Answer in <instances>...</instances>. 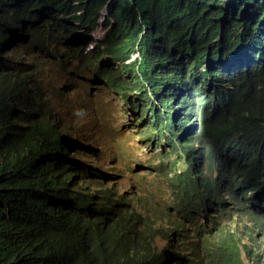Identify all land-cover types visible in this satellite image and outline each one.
Here are the masks:
<instances>
[{
    "label": "clouds",
    "instance_id": "9594fccd",
    "mask_svg": "<svg viewBox=\"0 0 264 264\" xmlns=\"http://www.w3.org/2000/svg\"><path fill=\"white\" fill-rule=\"evenodd\" d=\"M233 1L198 0L205 11L182 17L190 30L205 18L212 23L221 18L222 25L219 22L211 35V48L204 51L197 49L191 34L184 38L180 29L150 21L142 9L144 0H126L128 11L117 30L111 0H0V74L13 86L7 97L10 107L27 104L26 121L12 124L29 135L53 130L54 142L62 146L57 156L72 167L75 185L84 173L98 169L113 174L108 182L118 180L112 171L125 172L91 125L63 117L60 88L54 89L55 103L42 99L39 73L49 68L47 61L58 67L81 64L91 68L89 81L108 86L123 101L126 118L151 155L146 171L153 173L151 165L160 157L157 150L165 148L174 170L181 172L187 167V151L198 145L204 154L195 163L211 173V185L221 186L219 204L241 203L264 218V187L252 181L242 164L264 159V134L240 138L245 130L264 125V113L259 115L264 94L249 95L240 86L244 76L264 69V0ZM211 5L216 6L213 12ZM226 13L236 20L242 13L244 19L230 28L223 20ZM141 30H146V41L140 38ZM174 32L182 38L173 41ZM26 52L36 61L25 59ZM250 54L236 57L243 63L232 64L234 55ZM211 110L221 115L211 116ZM147 125L160 136L155 147L143 143L141 132ZM83 129L88 132L85 140L79 135H85ZM190 134L198 138L187 141ZM166 138L179 145L180 153L165 145ZM63 143L72 160L63 155ZM221 171L231 177H215Z\"/></svg>",
    "mask_w": 264,
    "mask_h": 264
},
{
    "label": "trees",
    "instance_id": "16d2710c",
    "mask_svg": "<svg viewBox=\"0 0 264 264\" xmlns=\"http://www.w3.org/2000/svg\"><path fill=\"white\" fill-rule=\"evenodd\" d=\"M144 1L142 9L150 21L180 29L184 38L191 34L199 50L211 48L216 25L205 18L190 30L182 19L186 12L193 16L205 11L198 1ZM111 3V16L118 22L113 30H117L128 9L126 0ZM173 35V41L182 38ZM242 81L247 94H264V69ZM12 88L0 74V264H264L263 216L241 203L219 204L221 186L211 185V173L195 163L204 154L202 147L187 151V167L181 172L174 170L165 148L157 150L160 157L150 171L165 182L169 198L166 208L151 216L137 209L140 198L135 193L120 191L115 182L107 181L113 175L109 170L88 171L75 185L72 167L57 156L62 146L54 142L53 130L29 135L12 124L24 123L27 109L25 102L10 107L7 97ZM210 115L219 116L221 111L211 110ZM258 134H264V125L245 130L240 138ZM141 135L147 147L160 142L150 125ZM197 138L190 134L187 141ZM165 145L180 153L171 138L165 139ZM64 147L63 143L66 155ZM242 164L252 181L264 187V159ZM215 177L231 174L221 171ZM70 186L74 188L69 190ZM233 217L252 224H242L247 231L239 232L236 229L243 226L234 224ZM155 236L166 240L160 251L152 246Z\"/></svg>",
    "mask_w": 264,
    "mask_h": 264
},
{
    "label": "rangeland",
    "instance_id": "374dc122",
    "mask_svg": "<svg viewBox=\"0 0 264 264\" xmlns=\"http://www.w3.org/2000/svg\"><path fill=\"white\" fill-rule=\"evenodd\" d=\"M24 58L36 61L30 52H26ZM47 64L49 68L39 73L42 97L55 103L54 89L60 88L63 117L66 120L80 118L82 122L89 123L125 172L121 174L116 169L112 171L120 176L115 181L116 187L120 191H131L140 198L136 200L139 211L151 216L158 214L161 208L166 207L169 193L166 192V184L160 176L146 171L150 164V152L141 145L139 135L126 118L121 98L108 86L89 81L86 75L90 74L91 68H83L78 63L73 68L69 65L58 67L48 61ZM26 72V78L29 79L30 71ZM155 220L159 223L158 219ZM232 222L237 226L252 224L246 218L233 217ZM245 226L236 230L246 232ZM165 241L161 236H155L152 246L156 251H160Z\"/></svg>",
    "mask_w": 264,
    "mask_h": 264
},
{
    "label": "bare ground",
    "instance_id": "6f19581e",
    "mask_svg": "<svg viewBox=\"0 0 264 264\" xmlns=\"http://www.w3.org/2000/svg\"><path fill=\"white\" fill-rule=\"evenodd\" d=\"M131 1V0H130ZM133 1V0H132ZM198 1V0H197ZM155 6V5H154ZM203 6H204V4H202L201 5V7L203 8ZM206 7V6H205ZM238 7H236V9H237ZM232 9H235V7H226L225 8V10H232ZM242 16H244V15H242V13H241V15L239 16V17H236V18H238L237 20L236 19H233L234 17H231L230 15H228L227 13L224 15V22L226 23V24H228V27H235L237 24H238V20H240V19H244V17H242ZM251 19H253V17H251ZM2 20V19H1ZM2 22V21H1ZM219 22H220V24L222 25V21H221V18H219L218 20H216V21H214V24L215 25H219ZM2 24H3V22H2ZM143 25L145 26V23H144V21H143ZM254 29L255 28H257V27H253ZM2 29L3 30H5L4 29V27H2ZM224 36V35H223ZM140 38L141 39H143V40H147V33H146V30H141V32H140ZM21 41V40H20ZM21 44H22V42H21ZM67 46H69V47H71V45L68 43V45ZM257 46H260V45H257ZM246 54H248V53H246ZM253 54H254V52H253ZM253 54H250V55H234L233 56V58H232V64H234V66H236V65H238V64H240V63H243V62H241L239 59H237L236 57H238V56H251V55H253ZM83 58H86L87 59V57H83ZM88 60V59H87ZM174 60V59H173ZM84 65H88L86 62H84L83 63ZM91 64V66H92V69L95 71V72H97L99 69L96 67V66H94L92 63H90ZM165 64H167V63H165ZM170 70H172V71H177V69L176 68H170ZM43 100L45 99L44 97L42 98ZM262 113H264V106L259 110V115H261ZM72 129L78 134V131H77V129H75V128H73L72 127ZM84 130V133H85V135L83 136V135H81V134H79L80 135V138L82 139V140H85V138H87V136H88V132L85 130V129H83Z\"/></svg>",
    "mask_w": 264,
    "mask_h": 264
}]
</instances>
